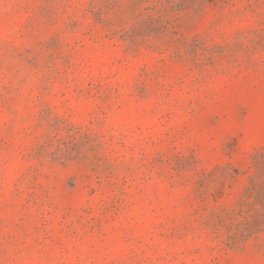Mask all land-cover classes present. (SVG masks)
Listing matches in <instances>:
<instances>
[{
  "label": "rangeland",
  "instance_id": "obj_1",
  "mask_svg": "<svg viewBox=\"0 0 264 264\" xmlns=\"http://www.w3.org/2000/svg\"><path fill=\"white\" fill-rule=\"evenodd\" d=\"M0 264H264V0H0Z\"/></svg>",
  "mask_w": 264,
  "mask_h": 264
}]
</instances>
